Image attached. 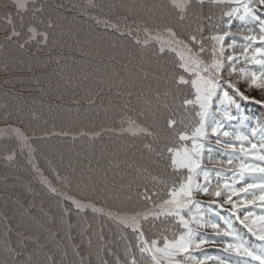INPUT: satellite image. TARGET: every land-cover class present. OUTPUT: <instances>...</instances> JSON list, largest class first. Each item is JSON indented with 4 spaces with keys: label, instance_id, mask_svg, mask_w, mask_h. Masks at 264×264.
Returning a JSON list of instances; mask_svg holds the SVG:
<instances>
[{
    "label": "snow or ice",
    "instance_id": "snow-or-ice-1",
    "mask_svg": "<svg viewBox=\"0 0 264 264\" xmlns=\"http://www.w3.org/2000/svg\"><path fill=\"white\" fill-rule=\"evenodd\" d=\"M108 8L126 13L119 17L123 30L119 22L91 19L111 30L109 47L116 53L91 74L86 71L73 87L71 78L64 82L62 76L53 85L55 73L48 71L54 59L59 65L67 56L38 55L58 46L53 32L59 25L53 16L68 19L62 12L64 4L0 0V50L31 74L19 81L24 88L17 98L27 92L25 99L33 103L39 99L42 106L47 103L52 119L51 127H40L41 116H34L39 134L35 128L26 133L11 124L0 129V142L7 152L4 158L23 167L17 160L23 157L34 178L38 176L47 189L41 205L33 198L25 208L24 193L15 191V185L4 186L3 206L11 216L2 217L4 258L0 264H207L209 260L213 264H264V0H161ZM17 53H27L29 59ZM244 62L253 67H238ZM101 69L103 77L98 76ZM4 70L9 71L7 63ZM82 90L86 103L81 101ZM34 92L42 95L34 96ZM66 92L71 93L74 107H66ZM46 96H54L55 102L46 101ZM249 106L254 111L247 114ZM256 112L260 115L251 126ZM65 118L67 123L56 130V120ZM98 120L99 130H90L96 129L94 121ZM109 120L111 125L105 126ZM77 122L82 127L74 132ZM104 133H110V138L130 136L134 141L126 145L135 149L127 173L131 181L105 183L107 169L100 171L103 152L99 159L93 156L96 168L84 157L86 163L75 185L91 196L68 194L71 179L55 169L61 188L44 175L34 145L43 146L53 137L73 145L86 138L94 144ZM107 163L112 168V162ZM68 167L75 175L71 161ZM97 171L99 180L93 175ZM226 171L232 176H225ZM25 183L31 185V181ZM48 194L55 199L59 216L44 212L42 204ZM201 194L223 199H210L203 206L198 199ZM212 205L221 209L230 205L229 215H221ZM37 208L38 213L30 211ZM73 210L78 223L87 222L85 213L99 223L95 246L89 232L92 223L79 233L81 240L88 236L87 247L72 245V255L78 260L69 259L67 247L60 244L75 239L71 235ZM108 224L112 227L106 235ZM209 244L220 245L223 254H193L203 253Z\"/></svg>",
    "mask_w": 264,
    "mask_h": 264
},
{
    "label": "trees",
    "instance_id": "trees-1",
    "mask_svg": "<svg viewBox=\"0 0 264 264\" xmlns=\"http://www.w3.org/2000/svg\"><path fill=\"white\" fill-rule=\"evenodd\" d=\"M50 3H62L65 6V9L62 10L63 15H66L68 19H57L53 16L54 22L59 25L57 29L53 32V40L57 42L58 46H53L51 48V53L46 49L44 52L38 53L40 57H47L50 54L55 53H63V55L67 56V60H61L60 64L57 65L55 63V59L49 65L48 71L50 73H55L52 76V83L55 85L58 77H63V81L66 82L69 78L72 80L73 87L77 83L78 78L83 77L84 73L87 71L91 74L95 68L100 67V62L103 61L105 64L108 63L107 57L115 54L116 50L111 49L109 47L110 38L112 37V32L110 29H105L103 25H97L91 17H96L101 20L109 19L112 23L119 22L121 24V29L123 30V21L119 20V17L125 15L126 13L123 10L118 11H110L108 5L116 4H145V3H153V2H161V0H49ZM94 4L95 7L91 5ZM238 23V22H237ZM236 25L234 24L233 30H235ZM0 36H2V31H0ZM236 39L243 43L241 37H236ZM76 40H79L80 43H75ZM36 49L33 48V52ZM23 55L25 60H28L29 57L27 53H17L16 56L19 57ZM251 55V52H249ZM9 53L4 50H0V129L4 128L7 124H11L12 126L21 127L26 133H31L36 126L37 121L34 119L35 115H40L41 120L39 121L40 127H51L52 119L48 114V105L45 103L43 106L39 99H37L34 103L31 100L25 99L28 93L24 92L23 96L17 98V93L20 92L24 85H22L19 81L22 79H26L30 76V73H26L23 65H20L17 60H8ZM243 60V57H240ZM9 65V71H5V64ZM248 67L252 68L253 66L244 62L238 67ZM111 67L109 66V71ZM105 72L101 69L98 74L99 77H103ZM10 79L11 83L5 84L4 80ZM92 77L89 76V82ZM240 86L244 87L243 81H240ZM63 87V83L61 84ZM81 89H83V85H81ZM32 95L40 96L41 93L34 92ZM253 96L258 95L257 92L252 93ZM84 92L81 91V101L82 103H86L83 99ZM45 100H51L53 103L55 102L54 96H46ZM65 105H72V97L70 92L65 93ZM23 108V115L20 114V109ZM264 110V109H262ZM254 109L249 106L246 110L247 114L253 112ZM11 112L12 115L5 120V116ZM260 115L259 112H256V116L252 118L251 126H255L256 117ZM19 117V119H18ZM48 119L49 124L44 125L43 120ZM19 120H23L24 124H20ZM31 122V127H29V123ZM96 123V129H90L92 131L99 130L101 126V121H94ZM67 123V118L64 120L57 119L56 125L57 129ZM233 123H236L233 121ZM111 120H109L105 126H110ZM82 127L81 123L77 122L73 128V131L76 132ZM36 133L39 134V128H35ZM134 141L132 138L124 137V136H112L110 138V133H104L102 138L95 141L94 144H90L86 138L78 140L75 145L70 140L59 139L56 137L51 138L47 141L43 146L39 143L34 145L37 147L38 152L36 153V159L41 167L44 175L53 181V184L57 188H61V184L55 178V174L52 169H55L62 176L67 175L71 179L72 187L66 189L68 194L79 198L82 195L91 196V193L86 191H82L81 188L75 187L78 183V177L81 175L80 169H83L86 161L84 157L87 156L89 160L92 161L93 168H96V159H99L101 152L105 159L100 161V171L107 169V177L105 183L111 181L114 184H126L127 182L132 180V176L128 175L131 171L130 158L135 154V149H131L130 147H126V145L130 146ZM137 144L139 141H135ZM55 148V151L53 150ZM7 155V152L4 150V145L0 142V259L4 258L3 253V220L2 217L5 213L11 216V212L8 208L3 206V194H4V186L7 184L9 188H12L13 185L16 186L15 191L23 192L24 195L21 196V199L24 200L27 197L25 202V208L28 207V203L34 198L37 205H41V197L45 196L47 192L46 187L40 183L39 177L33 176V173L30 171L31 166L23 160V157L18 156L17 160H19L23 167H18L15 162H9L4 157ZM95 156L96 159H93ZM115 157V159H113ZM221 159H226V157H220ZM128 160L129 164H125L124 162ZM72 162L74 168L77 169L75 175L72 174V170L69 169L68 163ZM108 161L112 162V168L108 167ZM207 163V161H206ZM235 163V162H234ZM213 165L209 164V168H212ZM227 167V166H226ZM100 171L94 172L93 175L96 176L97 180H99ZM87 175V173H85ZM7 176V179H5ZM21 177L20 180L15 179V177ZM225 176L231 177V172H225ZM27 181H31V185L29 186ZM147 183V181H143ZM201 182L203 183V179L201 178ZM224 181H221L223 183ZM213 184H215V179H213ZM239 186V185H237ZM136 185H133V191H135ZM63 190V189H62ZM198 199L201 200L203 206H208V201L210 199L217 200L218 202L223 199V197H207L201 194ZM233 199H237L234 197ZM10 203V207H11ZM44 212H51L53 215L59 216L58 208L55 206V199L52 198L51 194H48V198H46L42 204ZM65 204L63 201L60 203V207H64ZM99 206V205H98ZM217 211L221 213L223 216H228L229 213L226 211L230 205H225L223 209L219 208L218 205H212ZM30 211L34 213H38L39 208L30 209ZM87 217L86 223H78V218L75 216V210H73V218L71 223L74 225V228L71 230V235L75 238L73 240H62L60 241L61 248L67 247L69 253V259L78 260V257H74L72 255V245L80 244L81 247H87V238L85 235L83 240L79 235L80 232L84 231L87 228V223L93 224V229H90L89 232L93 237V245L95 246L97 241L95 239V229L99 226L98 221H92L91 214L85 213ZM15 223V221H13ZM237 227H242L238 223ZM112 227L111 224H108L104 231L107 235L108 228ZM211 232V229L207 230ZM63 234V233H61ZM249 239H254L248 236ZM220 245L209 244L204 246L203 253L197 251L193 253L196 256L208 255H222L219 251ZM86 255V253H85ZM213 264L212 261H207V264Z\"/></svg>",
    "mask_w": 264,
    "mask_h": 264
},
{
    "label": "rangeland",
    "instance_id": "rangeland-1",
    "mask_svg": "<svg viewBox=\"0 0 264 264\" xmlns=\"http://www.w3.org/2000/svg\"><path fill=\"white\" fill-rule=\"evenodd\" d=\"M209 264V263H208Z\"/></svg>",
    "mask_w": 264,
    "mask_h": 264
}]
</instances>
